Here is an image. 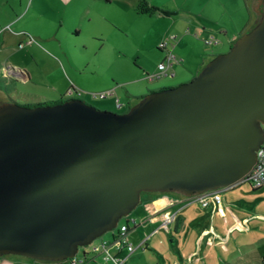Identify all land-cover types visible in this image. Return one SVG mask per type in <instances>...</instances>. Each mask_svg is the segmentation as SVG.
<instances>
[{
	"label": "water",
	"instance_id": "water-1",
	"mask_svg": "<svg viewBox=\"0 0 264 264\" xmlns=\"http://www.w3.org/2000/svg\"><path fill=\"white\" fill-rule=\"evenodd\" d=\"M264 126V7L190 81L123 113L80 99L0 104V257L74 258L139 204L243 182Z\"/></svg>",
	"mask_w": 264,
	"mask_h": 264
},
{
	"label": "crops",
	"instance_id": "crops-1",
	"mask_svg": "<svg viewBox=\"0 0 264 264\" xmlns=\"http://www.w3.org/2000/svg\"><path fill=\"white\" fill-rule=\"evenodd\" d=\"M24 9L26 13L31 9L38 16L46 15L49 29L45 27L46 32L41 34L39 38L56 47L68 42L73 43L74 41L83 43L86 39L95 41V38H102L103 32L111 34L113 30L121 28L120 26L128 25L127 22L130 17L139 16L143 18L151 15L149 10L175 14L176 19L173 22V26L181 28V26L185 25V30L187 29V32L191 31L194 34L192 36L201 42L209 35L217 39L218 43L215 46L210 45L214 49L206 53H200L195 49L197 43L192 38L187 36L188 38L179 39L178 35L173 33L172 29H169L167 34H170L169 36L172 35L173 39L170 49L176 59H178V54L180 53L184 63L174 64L172 69L167 72V76L162 79L146 82V87L143 91L139 90V88L138 91L137 88L130 89V84L137 81L141 76L146 80V75L156 72L157 64L163 60V53L156 49L162 55L159 57L155 53L157 56L155 61H153V64H155L152 67L146 66L145 62L142 61L143 64H138L137 75L135 74V77L131 80L122 83L126 98V108L130 106L129 104H134L142 96L150 92L171 88L192 80L204 62L227 50L232 42L242 34L246 25V23L243 24L242 22L243 17L235 13L240 14V12L237 9L235 12L232 11L233 8H231L229 0H19L18 11H23ZM241 11L243 14L242 8ZM7 12L9 14H5L8 15L7 18L3 17L5 9L3 6L0 8V29L2 28V30L16 18L14 15H10L11 9ZM41 19L39 17V23H41ZM38 27L42 28V25H38ZM17 38L14 35L5 37L0 42V52L12 48ZM96 41L103 42L101 40ZM81 45L83 46V44ZM197 56H199V59L196 61ZM9 74L12 78L8 80L13 85L17 83L15 80H18L24 86L29 84L31 78L29 72H20L10 68ZM135 84L139 85L140 83L136 82ZM10 90L13 92L14 97L20 95L16 87H10ZM106 90L111 89L106 88L105 85L99 91ZM115 92L116 89L113 90V96L109 98L112 100L114 97L115 103H119L120 100L116 97ZM55 95L59 99L54 101L46 100L42 101V103L62 101L58 93ZM0 100L3 101L4 99L0 97ZM116 107L119 109L122 106L117 104ZM231 188L221 191H228ZM220 205L221 199L218 206L220 211H216L211 202H208L206 207H201L191 199L172 193L141 194L139 204L126 220L128 227L126 240L135 249L123 264L131 263L139 256H144L143 250H141V254H135V251L144 246L147 248L149 246L150 252L156 258L154 264H167L156 247L157 242L159 240L163 242L164 239V236L159 235L160 231L166 233L169 243L174 245L173 252L177 254V257L170 255L171 264H179V262L181 264H216L212 254V246L220 238V235L215 236L216 227L213 225L215 213L217 212L222 220L226 218ZM261 218L259 215H253L252 217L244 218V221L264 222ZM131 220L134 224L131 223ZM114 233L115 231H111L107 238H99L95 248L88 246L81 248L76 258L83 259L91 264H111L101 260V256L97 251L100 241L107 242L109 246L108 253L111 256L125 257L126 253L123 248H116L112 245ZM182 241L187 245V248L183 249ZM261 254L264 256V253ZM221 263L229 264L223 258ZM0 264H69V262L68 260L61 262L40 261L9 255L0 257ZM262 264L264 263L262 262Z\"/></svg>",
	"mask_w": 264,
	"mask_h": 264
},
{
	"label": "rangeland",
	"instance_id": "rangeland-1",
	"mask_svg": "<svg viewBox=\"0 0 264 264\" xmlns=\"http://www.w3.org/2000/svg\"><path fill=\"white\" fill-rule=\"evenodd\" d=\"M18 1L0 0V8L3 6L5 9L3 17L7 18L9 9L12 10L10 15L16 17L4 27V32H2V28L0 29V42L7 36L14 35L18 37L15 39L12 48L1 49L0 52V97L5 101L8 98L18 105H33V103H42L46 100L54 101L59 99L55 95L56 93L64 101L68 99L65 96L66 91L74 88L80 94L78 99L95 109L123 113L136 102L129 104L130 106L126 108L122 83L131 80L135 77V74L137 75L138 64H143L142 61L145 62L146 66L152 67L155 64H153L155 57H157L155 53L159 57L162 55L157 52L159 50L158 45L161 42L166 41V49L171 51L170 44L173 39L172 35L167 34L169 29H172L179 39L183 37L192 38L197 43L195 49L200 53H206L214 49L194 38L191 31L187 32V29L185 30V25L181 28L173 26L176 19L175 14L168 12H166L168 14H165L153 10L149 11L151 15L143 18L139 16L130 17L127 22L128 25L120 26L121 28L113 30L111 34L103 32L102 38H95V41L86 39L83 43L74 41L56 47L39 38L41 34L46 32L45 27L49 29L46 15L38 16L31 9L27 13L25 9L18 11ZM229 3L233 8L232 11L235 12L237 9L240 12V14L235 13L243 17V24L247 22L248 15L249 18H252L243 0H229ZM241 8L244 11L243 14ZM39 17L42 18L41 23H39ZM38 25H42L43 29ZM161 52L163 53L162 57H164V51ZM178 55L177 60L179 62L175 64L184 63L181 54ZM198 59L199 56H197L196 61ZM210 60L205 61L203 66ZM10 68L20 72H29L31 74L29 84L24 86L18 80H15L17 83L13 85L8 80L12 78L9 74ZM2 70L5 72L4 75ZM141 77L130 84V89L137 88L138 91L139 88L143 91L146 82H152L144 80L143 76ZM136 82L140 84L136 85ZM105 85L106 88L111 90L99 91ZM10 87H16L20 95L14 97ZM114 89H116V97L120 100L119 103H115L114 97L112 100L108 96L105 98L100 97L101 93L107 91L114 94ZM117 104L122 107L118 109ZM220 199V207L226 218L222 220L219 214L215 213L213 224L216 227L215 236L220 235V238L212 246V254L216 264H222V258L228 261L229 264H262L264 222L244 221V218L259 215L264 221V188L251 190L245 182H241L228 191H221ZM130 215L131 213L128 216ZM128 216L122 218L120 223H125ZM110 232H106L100 238H107ZM159 235L164 236V239L163 242L159 240L156 247L167 264H171L170 255L177 257V254L173 252L174 245L169 243L166 233L160 231ZM98 240L99 238L95 239L88 247L95 248ZM182 245L183 249L187 248L184 241H182ZM141 250H143L144 256H139L136 260L127 264H154L156 258L150 252L149 246L148 248L144 246L135 251V254H141ZM179 264L181 263L179 262Z\"/></svg>",
	"mask_w": 264,
	"mask_h": 264
},
{
	"label": "built area",
	"instance_id": "built-area-1",
	"mask_svg": "<svg viewBox=\"0 0 264 264\" xmlns=\"http://www.w3.org/2000/svg\"><path fill=\"white\" fill-rule=\"evenodd\" d=\"M170 41V39H169ZM203 43L205 45H212L215 46L218 41L216 38L209 36L205 39H203ZM167 42H161L158 45V49L160 51H164L165 55L163 57V60L157 64L156 66V72H154L151 75H146L145 79L147 81H153L162 77L167 76V72L172 69L175 63L179 62L173 53L170 50L166 49ZM2 74L4 75L5 72L2 70ZM113 94L111 91H107L105 93H101L100 97H111ZM65 96L74 99H78L80 97V94L74 89L70 88L66 91ZM67 100V99H66ZM116 102V100H115ZM263 129V140L261 144L259 145L257 151H256V161L255 165L251 169V171L246 175L243 182L248 184L252 189H261L264 188V126ZM220 191H212V192H206L201 195L193 196L187 199H191L192 201L197 202L201 207H206L208 202H211L214 206V209L216 211H220L218 209L219 203H220ZM125 218V217H123ZM122 219V218H121ZM120 219V220H121ZM120 220L117 223V226L113 231H115L113 236V242L112 245L116 248H123L125 250V257H118V256H111L108 253V244L106 241H100L97 246V251L99 255L101 256V260L103 262H110L111 264H123L128 258V256L134 251V247L130 244H128L126 240L127 235V221L125 220V223H120ZM131 223L134 224V222L131 220ZM69 264H91L89 262H85L83 259H77L76 256L70 260H68Z\"/></svg>",
	"mask_w": 264,
	"mask_h": 264
},
{
	"label": "flooded vegetation",
	"instance_id": "flooded-vegetation-1",
	"mask_svg": "<svg viewBox=\"0 0 264 264\" xmlns=\"http://www.w3.org/2000/svg\"><path fill=\"white\" fill-rule=\"evenodd\" d=\"M243 1H244V4L247 10H249V12L251 13L252 18H249V15H248V20L246 22V25L244 27L242 34L247 32L249 29H251L255 25V23L259 19V14L263 11V7H264V0H243ZM7 100L8 101H5V102H11L10 99L7 98ZM3 101L0 100V104L3 103Z\"/></svg>",
	"mask_w": 264,
	"mask_h": 264
},
{
	"label": "trees",
	"instance_id": "trees-1",
	"mask_svg": "<svg viewBox=\"0 0 264 264\" xmlns=\"http://www.w3.org/2000/svg\"><path fill=\"white\" fill-rule=\"evenodd\" d=\"M142 11V10H140ZM150 11V10H149ZM146 12V11H145ZM144 13V12H143ZM62 101H56V102H48V103H40V104H33V105H23L27 107H33V106H42V105H52V104H58L61 103ZM251 188V187H250ZM252 189V188H251ZM262 262L264 263V256H262Z\"/></svg>",
	"mask_w": 264,
	"mask_h": 264
}]
</instances>
